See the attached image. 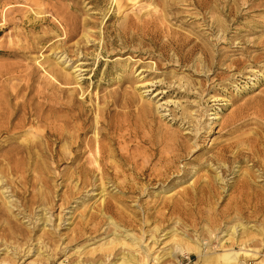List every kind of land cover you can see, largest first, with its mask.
Listing matches in <instances>:
<instances>
[{
    "label": "rangeland",
    "instance_id": "374dc122",
    "mask_svg": "<svg viewBox=\"0 0 264 264\" xmlns=\"http://www.w3.org/2000/svg\"><path fill=\"white\" fill-rule=\"evenodd\" d=\"M134 5L121 12L114 0H0V124L14 125L22 116L24 124L34 123L37 128V131L33 129L39 135L33 141L37 144L41 142L39 130L44 128V123L58 122L60 116L66 114L60 112L59 105L67 102L72 94L81 102L82 118H86L87 124L93 123L98 113L99 121L105 123L101 131L106 136L119 132L128 135L133 130L140 136L152 134L155 137L163 131L188 135V129L181 130L182 126L193 127L187 119L181 118L185 110V114L199 120L197 123L202 127L198 145L188 156L190 160L210 156L217 146L241 132L264 127V0H139ZM74 25L76 31L67 38L66 32ZM85 30L89 41L82 37ZM16 34V43H11ZM102 41L108 44L114 41V44L100 51ZM122 41L125 42L122 44ZM7 50L17 51V54L7 55L3 52ZM55 54L68 56L65 57L68 65L80 63L77 68L81 69L76 71L80 73L79 84L59 85L50 77L53 74L48 69L60 70L53 60ZM120 72L123 77L118 80L116 75ZM25 73L35 80L29 89L24 87ZM179 79L186 84L181 81L178 84ZM129 94L135 98L130 107L124 101V96ZM18 101H24V111L20 108L8 117ZM135 104L149 108L145 119ZM117 125L122 126L120 131L115 128ZM240 125H243L241 130L235 131ZM26 134L16 139L22 146L29 145L21 141ZM17 136L0 134V155L10 150L14 158L23 156L31 161L24 152L13 155L11 149L17 146ZM48 140L47 165L43 163L41 147L31 151L33 160L28 165L32 169L36 161L42 162L45 168L42 167L41 173L29 172V178L32 182L40 176L44 184H28L20 189L9 182L11 189L25 191L22 195L17 193L16 196V192L11 195L19 207L16 212L25 211L35 234H39L37 229L42 224L35 218L45 207V216L49 218L46 226L49 230L41 233L45 245L36 244L35 239L32 245H27L31 241L27 243L19 232L20 228L25 229L20 223L24 219L14 221L9 217V224L5 222L8 217L0 214V260L4 256L7 261L10 254L22 253L27 247H34V250L39 247L43 254L55 256L50 264H69L76 259L73 247L94 242L87 245L89 248L106 234L120 233L119 229L107 225L105 218L92 216L93 210H88L92 200L85 197L81 204L85 194H93L90 186L79 192L60 184L65 167V163L58 161L61 143H55L52 136H48ZM133 144L128 145L133 147ZM206 150H209L207 154ZM177 176L173 173L164 184L176 180ZM225 182L227 190L224 192L218 184L212 185L217 193L215 197L207 191L197 192V195L202 194L199 210H193L196 207L192 205L166 216L158 215L156 210L161 206L153 202L157 183L149 187L147 195L136 197L139 203L150 207L151 224L146 228L157 224L152 229L158 234V243L153 245L154 254L168 256L171 241L165 233L171 227L177 232L184 230L191 237L195 231L199 237H209L216 233L222 220L231 218L232 224L234 216H240V210L242 215H247L256 201L253 192L260 191L262 183L255 179V182H248L247 190H242L241 182H237L232 173H226ZM130 196L127 194L124 202L128 209L137 207V203L128 198ZM0 207L4 209L1 203ZM263 213L258 211L256 219L252 216L254 220L248 226L264 232ZM111 217L124 227L117 212ZM139 217L140 214L136 216ZM140 225L136 222L130 232L139 234ZM10 227L17 232L12 233ZM53 230L56 241L57 235H62L57 249L47 239ZM240 231L237 227L236 232ZM148 235L144 236L146 243L151 241ZM34 257L30 252L23 258L31 260ZM99 257V254H84L81 259L88 263ZM194 258L182 259L183 264H192Z\"/></svg>",
    "mask_w": 264,
    "mask_h": 264
},
{
    "label": "bare ground",
    "instance_id": "6f19581e",
    "mask_svg": "<svg viewBox=\"0 0 264 264\" xmlns=\"http://www.w3.org/2000/svg\"><path fill=\"white\" fill-rule=\"evenodd\" d=\"M138 1L114 0L117 9H122L121 12L135 6L134 4ZM31 25L34 26L33 23ZM0 29L2 28L0 27ZM75 31L74 25L69 32H66L67 38ZM17 35H14L15 38L10 41L11 43H16ZM82 35L86 41H89L86 30ZM124 42L122 41V44ZM173 43L177 44L178 42ZM111 44H114V41L109 44L102 41L100 51L107 49ZM179 45L183 46V44ZM3 52L10 56L17 54V51L14 50ZM53 52L54 50H52ZM53 57L55 65L60 70L48 69L55 76V78L53 75L50 77L59 85L79 84L80 73H76V71L81 69L77 68L80 63L68 65L66 64L67 59H65L68 56L62 55L61 57L55 54ZM28 76L27 73L23 75L26 82L24 84L25 89H29L35 82L32 75L29 78ZM122 77V72L116 75L118 80H121ZM180 81L186 84L181 79H179L178 84ZM71 90H73L72 93L75 92L73 88ZM69 96L70 99L67 102L59 105L60 112L65 111L66 114L60 116L58 122L44 123V128L38 129L41 142L37 144H33V141L37 140L39 136L36 132L37 128L34 127V123L24 124L25 118L23 119L22 116L14 125L0 124V134L18 135L15 141L21 134L27 133L21 141L29 143V145L22 146L16 141L17 146L11 150L14 151L13 155L24 152L31 161L24 159L23 156V159L17 156L14 158L11 156L10 150V152L7 151L0 155V203L4 207V209L0 207V214L8 217L5 222L8 223L9 221V224L11 222L9 217L14 221L20 218L24 219L20 223L24 225L25 229L20 228L22 231L19 230V232L27 243L31 241L27 245H32L34 239L36 244L45 245L42 242L41 233L46 234L49 230L46 228L49 218L45 216V207L42 208L40 215L35 218L42 223L37 229L40 232L35 234L34 226L29 222V216L25 215V211L18 210L16 212L19 207L11 195L12 192H16V196L17 193L22 195L25 191L21 193L11 189L9 182L13 187L19 186L20 189L28 184L32 186L44 184L40 176L33 178L32 182L29 178L31 177L29 172L41 173L42 167H44L42 162L36 161L32 169L28 165L33 160L31 151L38 148L40 150V147L43 163L47 165L45 153L48 152L49 147L48 136H52L55 143H61L62 152L58 153V161L65 163L60 184L63 187H72L79 192L90 186L93 194H85L81 199V204L85 201V197L87 200H92V206L88 208L89 211L93 210L92 216L105 218L107 225H112L116 230H120L118 234L112 232L101 237L95 242L97 243L95 246L87 247V245L94 244L93 242L73 247L76 259L69 264H183L182 259L190 260L192 256H195L192 264H264V232L261 229H255L253 225L248 226L249 222L254 220L251 218L255 217L258 211L264 212V127L258 130L251 129L246 133L241 132L229 142L217 146L216 151L210 156H199L197 159L190 160L188 156L193 153L198 145L197 139L201 135L200 129L202 127L197 123L199 120L197 121L191 114H185V110L182 111L181 118L187 119L193 127L190 129L182 126L181 130L188 129V135L181 132L163 131V133H157L155 137L152 134L140 136L138 131L133 130L128 135L119 132L109 137L101 131L102 124L105 125V123L99 121L98 113H95L93 123L87 124L86 118H82L83 106H80L81 102L76 101L72 94ZM124 101L130 107L134 105L135 98L129 94L124 96ZM135 105L139 114L145 119L150 113L149 108L143 105ZM20 108L24 111V101L16 102L14 111L8 117L16 114ZM213 118H217V116H213ZM121 127V125L115 126L118 131L121 130ZM240 127L243 125L234 130H241ZM89 132L91 135H88ZM30 134L32 137L29 138ZM246 134L247 136L244 138ZM131 142H134L133 147L128 145ZM139 142L147 147H141ZM116 143L117 146H115ZM208 151L206 150L205 153L207 154ZM179 164H182L181 168ZM180 172H182L181 175L177 176ZM173 173H176V180L164 184L165 180ZM226 173H232L234 178L236 177V181L241 182L242 190H247L249 188L248 182H255V179L262 183L260 191L255 190L253 192L256 201L247 215H242V210H240L238 211L240 216L235 215L232 224L231 218L222 220L220 223L222 226L219 225L216 233L212 236L209 235V237H199L196 231L194 237H191L184 230L177 232L174 227H171L165 233L168 240L171 241L168 256L163 257L159 253L154 254L153 245L158 243V234L155 235L152 229L156 228L157 224L147 229L150 226L148 223L151 222L150 207L139 203L136 197L140 194L147 195L149 187H153L157 183V188L154 189L152 196L155 198L153 202L156 201L161 206L156 210L158 215L166 216L168 213H180L192 205L196 207L193 210H199V199L202 194L197 195V192L206 193L207 191L209 195L215 197L217 193H214L212 187L215 184H218L223 192L226 191ZM127 194L131 195L128 198L137 203V207L134 206L133 210L128 209V205L124 204ZM113 212H117L124 227L112 219L111 214ZM139 214L140 217L136 218ZM262 216L264 221V213ZM136 222L141 224L139 234L130 232L135 227ZM176 223H180L179 218H177ZM227 223L231 225L227 226ZM237 227H240V233L236 232ZM68 228L72 229L70 225ZM10 229L12 233L17 232L14 228L10 227ZM207 232L210 233V231ZM110 235L112 237H108ZM146 235L151 237L150 243L145 242L147 238L144 240V236ZM54 238L55 232L53 230L48 233L47 239L52 241L57 249L60 247L59 242L62 241V235H57V241ZM115 250H118L117 254L113 253ZM30 252L35 256L33 259L23 258ZM84 254L90 256L99 254L100 257L95 262L84 263L81 259ZM10 256V258L7 257L9 259L7 261H5L6 257L2 256L0 264H50L55 257L53 254H43L39 247H36L35 250L34 247H27L22 253L17 255L13 253Z\"/></svg>",
    "mask_w": 264,
    "mask_h": 264
}]
</instances>
